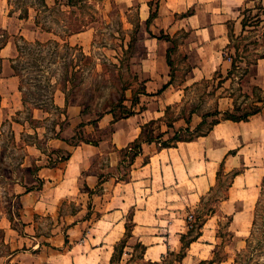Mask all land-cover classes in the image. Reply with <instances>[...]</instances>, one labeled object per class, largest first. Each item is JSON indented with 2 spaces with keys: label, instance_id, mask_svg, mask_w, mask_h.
I'll return each mask as SVG.
<instances>
[{
  "label": "rangeland",
  "instance_id": "obj_1",
  "mask_svg": "<svg viewBox=\"0 0 264 264\" xmlns=\"http://www.w3.org/2000/svg\"><path fill=\"white\" fill-rule=\"evenodd\" d=\"M136 2L8 0L9 12L16 17L26 13L31 15V21L37 23L38 33L34 37L30 35L26 41L16 32L9 36L15 43V56L10 62L17 75L23 108L13 113L4 104L0 109V264H13L10 259L15 254L26 252L31 244L28 232L50 234L57 229V219L50 213L34 214L35 224L29 227L21 196L43 185L41 167L53 165L54 159L69 153L68 148L59 146L60 141L67 139L70 145L86 141L99 144L111 132L110 123L101 126L103 117L113 115L116 118L134 111L139 93L145 90V80L138 72L139 59L145 53L142 41L150 34L151 21L146 18L148 14L140 12ZM159 2L161 0H150L152 23L159 14ZM178 15L166 13L165 16L170 18L165 23ZM240 19L241 25L230 26L232 47L226 53L229 67L191 87L184 101L169 107L161 121L147 124L144 138L150 135L162 143L170 140L171 144L176 143L175 137L194 139L207 132L216 121L243 115L253 107L254 100L264 97V91L254 89L259 80L255 77L257 68L251 65L249 75H243L247 63L255 61L264 52V0L245 3ZM243 19L247 22L246 27L242 24ZM2 31L0 43L7 38L8 31ZM186 34L179 31L173 38L170 34H162L172 40L169 58L173 64L172 79L176 81H180L187 71L186 52L180 46ZM6 54L4 52L8 59L9 51ZM233 59L237 68L229 75ZM260 63L261 68L264 60ZM180 118H184L181 124H175ZM134 151L128 147H107L105 155L121 156L122 167L119 165L115 174L121 180L128 178L136 156ZM105 164L95 167L99 181L96 192L101 190L99 185L105 172L100 169L106 171ZM107 170L109 177L112 172ZM230 179L228 174L221 175L217 190L191 212L193 217L188 219L190 230L183 250L200 232L205 214L217 210L212 205L225 196ZM82 188L85 193L89 190L85 186ZM85 197L88 195H83ZM96 198L98 203L99 198ZM117 204L109 202L108 208L114 210ZM128 204L125 202L121 212L110 215L105 224L93 231L97 236L95 242L104 241L105 232L109 233L102 249V261L104 257L112 256L111 263L108 258L107 264H151L143 259L144 247L136 238H131L132 208ZM66 207L69 212L76 209L73 202L67 203ZM101 208L102 212L106 210V207ZM95 209L89 214L96 213L93 216L98 218L102 212ZM63 210L64 207L61 213ZM254 215L256 220L249 225L250 230L240 236L235 234V238H232L229 218L225 214L217 213L211 217L203 237L192 245L186 264H198L203 257L213 258L216 263L225 260L224 264H264V191ZM119 217L126 221L129 230H123V236L117 240L110 232L114 231L111 229L114 219ZM166 228L161 226L164 233ZM151 241L146 240L147 243ZM183 250L159 263H174ZM90 252L86 260L80 259V264L99 262V253Z\"/></svg>",
  "mask_w": 264,
  "mask_h": 264
},
{
  "label": "crops",
  "instance_id": "obj_2",
  "mask_svg": "<svg viewBox=\"0 0 264 264\" xmlns=\"http://www.w3.org/2000/svg\"><path fill=\"white\" fill-rule=\"evenodd\" d=\"M248 1L250 0L159 2V14L155 16L154 23L151 20L150 34L142 41L145 53L139 59L138 72L145 80V90L139 93L140 98L133 106L135 113L116 118L113 115L104 116L101 126L110 123L111 132L99 144L83 142L70 145L67 139L60 141L62 149H69L68 158L61 160L59 157L54 159L53 165L41 167L39 171L40 177L44 179L43 185L37 190L26 191L21 196L27 217L25 221L29 223V227L35 224L34 214L50 213L57 219V229L50 234L28 232L31 244L25 253L18 252L10 262L80 264V259L86 260L91 255L90 251H97L99 262L96 264H107L110 257L106 256L102 261V249L109 233L105 232L104 241L98 243L95 242L97 236L93 231L105 224L110 215L121 212L125 202L132 208L131 238H136L144 247L143 259L152 263L160 262L183 250L185 235L190 230L188 219L193 217L191 212L203 205L217 190L223 174L231 176L225 196L212 205L217 210L205 214L200 232L172 264H186L192 245L203 237L205 226L217 213H223L229 218L228 227L232 238H235V234L240 236L250 230L249 225L254 223L255 209L260 205L264 191V104L261 111L248 120L221 119L204 134L191 140L178 141L172 146L164 147L158 140L143 141L141 152L135 156L125 180L115 176L119 165L122 167L121 156L105 155L109 145L124 149L144 137L145 125L161 121L169 107L184 101L191 87L210 78L222 68L229 67L226 53L231 44L230 26L241 25V9ZM136 3L141 13L148 14V20L152 8L150 0H137ZM8 4V0H0V30L8 31L7 44L0 51L3 58L0 109L5 104L15 113L22 110L23 100L17 75L10 62L16 49L9 36L16 32L15 34L28 40L30 35H37L38 26L31 21V15L16 17L9 12ZM166 13L179 15L173 21L165 23L170 18L165 16ZM179 31L187 32L180 44L186 52L187 71L180 81H176L172 79L173 64L168 62L172 40L162 34H170L173 38ZM71 39L72 36L69 37ZM8 51L10 55L6 59L4 52L7 55ZM262 60L264 57L259 58L252 66L258 70L255 77L259 80L255 86L264 91V66L260 68ZM182 120L184 118L174 123L181 124ZM104 163L112 174L107 177L108 170L100 169L105 174L99 185L101 190L96 192L99 181L95 167ZM83 186L89 189L87 193ZM85 194L88 195L87 198H83ZM96 197L99 198L98 203ZM71 202L76 205V209L69 212L66 205ZM109 202L119 204L111 210L108 208ZM102 206L106 207L103 212ZM62 207L64 210L61 213ZM93 209L102 212L98 218L93 216L96 213L89 214ZM121 218L114 219L111 228L114 231L110 232L111 236L115 234L117 240L123 236V230H127V223ZM153 225L156 227L153 228ZM161 226L167 227L165 233ZM147 239L152 241L147 243ZM215 252L216 249L213 250L214 254ZM111 259L112 256L110 263ZM212 259L203 257L198 260V264ZM224 263L226 261L221 260L213 264Z\"/></svg>",
  "mask_w": 264,
  "mask_h": 264
},
{
  "label": "trees",
  "instance_id": "obj_3",
  "mask_svg": "<svg viewBox=\"0 0 264 264\" xmlns=\"http://www.w3.org/2000/svg\"><path fill=\"white\" fill-rule=\"evenodd\" d=\"M21 17H27L28 16V13H26V14H24V15H20ZM154 16H150V18L148 19V22H150L151 20H152V18H153ZM242 24H243V26L244 27H246L247 26V22H246V20L245 19H243L242 20ZM3 36H4V34H2ZM0 36H1V33H0ZM5 37V36H4ZM22 39L23 40H25L23 37H22ZM26 41V40H25ZM7 44V38L5 37V39H3L2 41H1V43H0V51H1V49L5 46ZM230 48L232 47V35H231V44H230V46H229ZM19 49H20V47H19ZM236 50H237V47H236ZM264 57V52L261 54V55H259V57L255 60V61H253V62H248L247 63V67L245 68V70H244V74L243 75H247L248 73H249V71H250V66L251 65H253V64H256L257 63V60L259 59V58H263ZM168 62H169V64L170 65H172V62H171V60H170V58L168 57ZM2 65H3V59H2V57H1V55H0V73H1V70H2ZM237 65H236V60L235 59H233V67H232V70L229 72V75H232L233 73H234V70H235V68H237L236 67ZM254 89L255 90H259V91H263V89L262 88H260V87H258V86H255L254 87ZM0 102H1V95H0ZM262 104H264V97H258L256 100H254V102H253V107L250 109V110H248V111H246L243 115H241V116H227L225 119H232V120H235V121H242V120H248L252 115H254V114H256V113H259L260 111H261V109H262ZM135 112L134 111H131V112H129V113H127V116L128 115H133ZM154 122H156V121H153V122H151V123H154ZM218 121H216L215 123H217ZM149 125V124H148ZM147 127V125H145V128ZM143 134H144V129H143ZM153 140H155V138L153 137V136H150V135H146V137L144 138V137H140L139 139H137L135 142H133L131 145H129V147L128 148H130L131 150H134L135 149V155H137L138 153H140L141 152V146H142V142L143 141H153ZM174 140H176V142H178V141H185V140H191V139H182V138H178V137H175V139ZM86 142H91V141H86ZM160 143L162 144V146H164V147H168V146H172V144L170 143V140H167V141H164V143H162L161 141H160ZM97 144V143H96ZM175 144V143H174ZM137 147V148H135V147ZM68 155H70V153H68L67 155H65V156H62L61 157V160H66L67 158H68ZM257 209H258V206H257ZM256 220V219H255ZM126 229H127V231L129 230V225H127L126 226ZM131 229H132V226H131ZM185 237H186V235H185ZM195 237H193L192 239H194ZM191 239V240H192ZM190 240V241H191ZM215 262V260H210V261H202L201 262V264H213ZM151 264H160L159 262H154V263H152L151 262Z\"/></svg>",
  "mask_w": 264,
  "mask_h": 264
}]
</instances>
